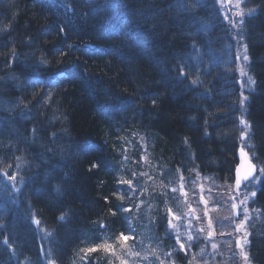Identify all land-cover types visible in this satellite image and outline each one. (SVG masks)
Segmentation results:
<instances>
[{
	"label": "trees",
	"instance_id": "16d2710c",
	"mask_svg": "<svg viewBox=\"0 0 264 264\" xmlns=\"http://www.w3.org/2000/svg\"><path fill=\"white\" fill-rule=\"evenodd\" d=\"M243 2L253 15L239 24L238 44L214 0H0V223L6 230L0 233V264H16L6 260L4 239L15 242L25 258L33 261L37 255L30 228L20 219L25 208H15L1 192L8 166H21L30 174L37 157L62 163L50 162L42 171L45 177L69 175L64 199L53 197L56 205H47L30 197L31 204L46 223L63 216L70 231L79 234L80 245L96 243L92 230L101 226L114 235L123 233L130 238L127 243L133 241L136 233L130 232L137 225L131 224V212L124 207L135 203L150 208L151 235L167 248L171 241L155 236L166 231L169 218L162 211L170 207L165 173H171L177 186L201 179L218 186L215 191L233 186L236 152L242 145L241 116L250 131L242 146L258 170L264 169V0ZM104 37L108 43L97 41ZM89 40H95V50L80 52L77 48ZM239 47L248 55L254 82L243 104L235 69ZM55 135L58 140H49ZM24 150L29 152L15 156ZM137 163L146 170L135 177ZM118 165L123 171L127 166L125 173ZM63 167L66 171L58 172ZM261 172L252 207L262 224L258 228L251 223L252 264H264ZM150 178L157 181L155 192ZM127 185L142 195L140 202L130 199ZM220 188L218 193L223 192ZM184 207L178 201L179 213ZM70 231L64 229L58 239L63 262L71 251H81L80 245L68 249L67 240L75 234ZM216 234L222 237L217 227ZM91 247L101 251L98 244ZM223 253H215L209 264H228ZM174 259L177 264L194 263L185 254ZM98 260L95 264L107 263Z\"/></svg>",
	"mask_w": 264,
	"mask_h": 264
},
{
	"label": "rangeland",
	"instance_id": "374dc122",
	"mask_svg": "<svg viewBox=\"0 0 264 264\" xmlns=\"http://www.w3.org/2000/svg\"><path fill=\"white\" fill-rule=\"evenodd\" d=\"M214 2L218 8L222 21L226 24L229 30L231 37L238 44H241L237 34V29L239 28V24L242 23L243 18L251 17L253 12L246 8L245 2H243V0H240L239 9L236 7L237 0H214ZM239 10H242L243 14L241 16L235 15V13ZM99 13L101 14V12ZM239 48V53L236 55L237 84L240 94L242 93L241 99L242 97L246 98L244 99L246 102L247 94L250 95L253 92L254 82H248L250 77L247 67L248 60L245 61L243 59L245 55L244 49L241 47ZM82 54L83 52L81 53V56L84 59V54ZM241 69H243L245 75L241 74ZM242 119L244 120L243 116L240 117V124ZM241 127V137L243 133L241 144L245 145L248 143V137L250 133L249 126L247 124V128H245V125L241 124ZM139 161L144 162L141 160L140 156ZM119 168L120 172H122L123 170L121 167ZM126 168H124V173ZM131 172L132 170H129V173ZM137 175L138 173H135L134 176L136 177ZM261 180L262 172L258 171V173H255V175H253L252 178L239 190H236L235 188L232 190V186H224L223 190L219 187L223 191L222 193H218L219 188L215 191L213 188L218 186L213 185L207 179H201L200 181H197L200 183L194 182L192 184L188 182L187 190L185 192L183 191V188L181 190L179 186H172L171 189L168 188L166 191V196L172 200L169 204L171 211L173 212V210L177 208V203L180 200L183 206L186 205V207L182 209L181 213H176V215L171 216V218L168 219V224L166 225L168 232L165 231L163 234L158 233L155 235L158 236L159 239L162 237H168L170 240L172 239L171 245L168 248L166 246H162V244H156L157 238H152L151 230L148 228V226H151L150 222L144 217L140 232L141 236L137 238L134 245L132 244L133 248L129 249L130 251H128V244L124 240L117 239L118 249L120 250L119 252L117 249H115V247L113 250L104 248L100 254L103 259H106L104 260L107 262L106 264H122V262L123 264H177L174 259V256L177 253L183 255L185 254L186 261L188 263L191 262L193 257L194 263L190 264H209L211 262V260L209 261V258H212L213 255L215 253H219V251H224L222 255L225 257V261L227 259L226 263L228 264L233 260L238 264H252L249 260L248 254L249 233L250 230L254 228L253 224L251 223L256 222L255 227L261 226L262 224L259 212L254 207H252L254 197L252 193H256ZM149 182L150 183L148 184L150 188L155 192L157 181L153 179L151 180L150 178ZM141 187L145 188L144 185L139 186V188ZM11 188L14 189L13 184L11 185ZM125 190L130 194V196H135L136 202L142 196L141 194L136 196V194H133V191H130L129 189ZM205 190H207V192ZM35 191L37 190L35 189ZM27 192L29 193L30 190L27 189ZM204 192H206L205 195ZM147 194L145 192V195H143L145 199L147 198ZM34 197L35 201L39 204H41L43 199H46L41 194H35ZM246 197L247 199H245ZM46 200L48 201L47 205H56L55 202H52L50 199ZM233 204L236 205L235 208H233ZM166 207L167 205L162 208V211L167 209ZM125 209L129 210L130 208L126 207ZM132 209L135 210L134 205ZM72 220L75 221L77 226L80 225V222L77 218ZM210 220L212 222L211 228L209 227ZM241 221L244 222L243 226L238 228V226L241 225ZM215 227H217V232L219 231V235L222 236L221 238H219L217 234L214 236ZM209 232L212 233L211 236H209ZM73 233L79 235L75 231ZM189 237H191V239H189ZM178 239L179 243L177 242ZM170 240H168L167 243H169ZM238 240L240 241V245L237 244ZM245 240H247V243H244ZM180 244L184 245L183 249H181ZM213 244L216 245L215 248L213 247ZM73 245V240L68 239L67 246L69 248L65 245L62 247H67L70 250L71 248H74L71 247ZM231 247H233L234 250ZM61 251L62 250L60 249L59 255H62ZM122 251H127L128 253H122ZM188 251L191 252L190 255L187 254ZM242 251L247 253V261H245L244 257L242 256ZM160 256L165 258L163 263L157 262V259Z\"/></svg>",
	"mask_w": 264,
	"mask_h": 264
},
{
	"label": "bare ground",
	"instance_id": "6f19581e",
	"mask_svg": "<svg viewBox=\"0 0 264 264\" xmlns=\"http://www.w3.org/2000/svg\"><path fill=\"white\" fill-rule=\"evenodd\" d=\"M105 22H107V20ZM81 29L84 31L83 28H81ZM78 32L81 33V31H78ZM94 41H91V40H89L87 42L85 41L77 49H79L80 52L82 50H84V48H89L90 50H95L97 45H96V42H94ZM97 41L99 42V39ZM10 67H11L12 70H15L16 62L15 61L11 62L10 63ZM180 72L182 73V71H180ZM50 138H52V139H49V140H55V138L57 139V136L55 135V137H50ZM54 143H55V141H54ZM50 144L52 145V143H50ZM28 152H29L28 150L27 151L24 150V151H21V152L17 151V152H14V153H15V156L22 157V156L26 155ZM124 152L127 153L126 154V156H127L128 152H129L128 146L126 148H124ZM37 154H38V152H37ZM122 156L123 157H121L122 158L121 162L125 161V158H124L125 156L124 155H122ZM34 157H37V156H33L32 158H34ZM47 160H48V162L45 163L43 160H41L40 157L39 158L37 157L36 161H37L38 164H34V167L32 166L31 173L29 174V177H28V180H27L26 187H27L28 190H30V192L29 193L27 192V194H28L29 197H34L35 194H41L46 199H50L51 200L53 197H55L57 201H61V200L64 199V197H65V195L67 193V190L64 191L63 186H67L68 185V181L70 180L69 175L67 174L64 177L63 176L59 177L58 173H57L54 176H48V177L46 176L45 177L46 174L44 173V171H42L43 168L45 169V167H44L45 165L49 166V165H51V163H54L55 165L62 164L57 159H52L50 157H48ZM18 161L23 162L24 160L19 159ZM118 167H120V166L118 165ZM62 171H66V170H64V167L60 168L58 170V172H62ZM158 174L161 175V172H158ZM40 176H43V177H45L47 179V182H46L47 184L44 183L46 185L41 183L42 181L45 180V178L41 179ZM162 179L165 182V185H166L165 187L169 186V188H171L172 185L173 186L176 185L175 184L176 183L175 182V178L171 175V173H169V174L165 173ZM35 189L37 191H35ZM46 199L45 200L43 199V201L44 202L47 201ZM43 201H41V202H43ZM3 230H4V232H3ZM0 233H6V230L2 226V223H0ZM71 234H73V232ZM70 237H72V240L74 242L73 247L74 246L78 247V245H80V237L78 235H76V234H73ZM78 248H79L78 249V251H79L80 247H78ZM77 254H76V251H71V258L76 257ZM89 261L93 262L91 264L97 263V260H96L95 256L88 257L87 258V263H90ZM164 261H165V258L163 256H160L157 259L158 263H163Z\"/></svg>",
	"mask_w": 264,
	"mask_h": 264
},
{
	"label": "snow or ice",
	"instance_id": "6c2138e0",
	"mask_svg": "<svg viewBox=\"0 0 264 264\" xmlns=\"http://www.w3.org/2000/svg\"><path fill=\"white\" fill-rule=\"evenodd\" d=\"M236 7H237L238 9L240 8V0H237V5H236ZM242 14H243V11H242V10H239V11H237V12L235 13V15H237V16H241ZM243 59H244L245 61H247V60H248V55L245 54L244 57H243ZM45 63H46V61H45ZM181 74H183V73H181ZM241 74H242V75H245L243 69H241ZM194 82H195V81H194ZM248 82H249V83H253L251 77H249ZM244 99H246V98H243V97H242V99H241V101H240L241 104L244 103ZM154 103H155V102H154ZM241 124H242V125H245V128H247V124H246V122H245L243 119L241 120ZM242 139H243V133H242ZM240 155H241V158H242V163H241V165H238V166H237V170H236V172H237V175H236V187H237V188L240 186L241 180H242V179H243V180H247L248 177L252 175V172H253V170H254V166H253L252 164H250V163H247V169H246V171H244L243 176L241 175V169L244 167V165H245V163H246V161H247V153L244 152L243 148H242L241 151H240ZM95 166H96V165H93V167H95ZM261 171H264V169H262ZM123 182H124V183H131L130 181H123ZM252 195H255V193H252ZM245 199H247V197H246ZM235 207H236V205L233 204V208H235ZM168 211H169V213L171 214V209H169ZM113 214H114V213H113ZM60 219H63V216H61ZM36 223L39 224V221H36ZM243 223H244V222L241 221V225H239L238 228H239V227H242V226H243ZM211 226H212V222H211V220H210V221H209V227L211 228ZM201 230H203V229H201ZM211 235H212V233L209 232V236H211ZM117 239H118V240H127L128 237L124 236V234L121 233L120 236H119ZM189 239H191V237H189ZM177 242L179 243V239H178ZM244 243H247V240H245ZM237 244L240 245V241H239V240L237 241ZM98 247H105V248H107V249H111L112 246H111V245H99ZM180 247H181V249H183V248H184V245H183V244H180ZM213 247L215 248L216 245L213 244ZM95 250H96V249L93 248V249H89L88 251H95ZM81 251H84V249H82ZM241 254H242V256L244 257L245 261H247V253H244V252L242 251ZM122 264H123V262H122Z\"/></svg>",
	"mask_w": 264,
	"mask_h": 264
},
{
	"label": "water",
	"instance_id": "95a60500",
	"mask_svg": "<svg viewBox=\"0 0 264 264\" xmlns=\"http://www.w3.org/2000/svg\"><path fill=\"white\" fill-rule=\"evenodd\" d=\"M241 163H242V158H241L240 152H238V165H241ZM247 163H249L248 159H247V161H246L244 167L241 169V175H242V176H243L244 171H246V169H247ZM250 164H251V163H250ZM238 165H237V166H238ZM236 170H237V167H236V169H235V173H234V176H235V184H236V175H237ZM253 171H254V170H253ZM249 177H250V176H249ZM249 177H248V178H249ZM244 181H246V180H243V179H242L240 185H241Z\"/></svg>",
	"mask_w": 264,
	"mask_h": 264
}]
</instances>
